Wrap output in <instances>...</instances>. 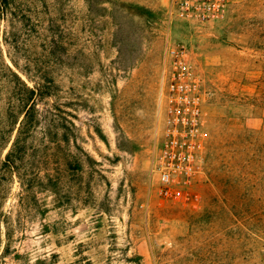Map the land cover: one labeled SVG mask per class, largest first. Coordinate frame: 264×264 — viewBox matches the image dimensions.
<instances>
[{
    "label": "rangeland",
    "instance_id": "rangeland-1",
    "mask_svg": "<svg viewBox=\"0 0 264 264\" xmlns=\"http://www.w3.org/2000/svg\"><path fill=\"white\" fill-rule=\"evenodd\" d=\"M168 5L0 6V264H264V0L208 24ZM182 82L204 136L197 173L165 196L154 164ZM25 85L45 92L30 189L4 168Z\"/></svg>",
    "mask_w": 264,
    "mask_h": 264
},
{
    "label": "built area",
    "instance_id": "built-area-1",
    "mask_svg": "<svg viewBox=\"0 0 264 264\" xmlns=\"http://www.w3.org/2000/svg\"><path fill=\"white\" fill-rule=\"evenodd\" d=\"M169 13L187 24H208L223 19L229 0H168ZM184 52L172 49L170 56L180 59ZM169 104L163 142L156 157L154 171L158 174L161 194H173V186L188 182L197 173V152L204 136L202 108L193 87L186 82L167 87Z\"/></svg>",
    "mask_w": 264,
    "mask_h": 264
},
{
    "label": "trees",
    "instance_id": "trees-1",
    "mask_svg": "<svg viewBox=\"0 0 264 264\" xmlns=\"http://www.w3.org/2000/svg\"><path fill=\"white\" fill-rule=\"evenodd\" d=\"M4 3L5 6L8 5V0H0V6ZM27 95L25 96V111L23 114V119L20 123L18 134L9 150L5 161L4 168L19 175L21 183L27 188L30 189L34 180L38 179V173L34 171L33 176L29 179V169L32 167V163H28V159L31 156V151H34V156L37 153V146L31 142L30 137H33L32 130L40 123L38 116V105L37 102L39 99L44 97V91L42 88L28 87L26 86ZM47 134V133H46ZM32 135V136H29ZM24 172V173H23Z\"/></svg>",
    "mask_w": 264,
    "mask_h": 264
}]
</instances>
